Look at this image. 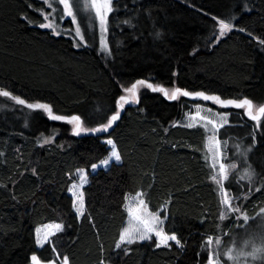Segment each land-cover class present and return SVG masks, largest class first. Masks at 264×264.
<instances>
[{
    "label": "trees",
    "instance_id": "trees-1",
    "mask_svg": "<svg viewBox=\"0 0 264 264\" xmlns=\"http://www.w3.org/2000/svg\"><path fill=\"white\" fill-rule=\"evenodd\" d=\"M113 8L107 33L112 55L106 57L92 41L75 47L71 38L39 28L41 10L48 11L42 0H0V88L28 102L50 103L56 115H80L88 127L106 123L125 94L121 85L138 79L223 99L249 98L254 107L264 103V0H113ZM213 16H234L236 27L210 47L218 33ZM198 105L229 115L220 131L222 141L230 138L224 162L238 168L223 189L213 179L219 177L210 164L207 131L177 124ZM53 135L51 144L40 146L38 140ZM109 138L121 162L91 173V165L108 156L103 140ZM0 153V264H31L33 253L42 264H59L64 255L69 264H207L209 237H221L220 264H230L226 252H234V236L264 213V118L257 127L244 109L187 97L170 101L142 87L140 103L125 105L111 133L77 137L72 125L0 97ZM81 168L88 183L82 189L85 215L78 217L68 189ZM245 171L250 180L239 178ZM138 193L150 211L163 218L166 210L164 229L182 246L172 241L156 248L153 236L126 246L127 256L116 254L126 199ZM48 223L64 230L38 248L35 230Z\"/></svg>",
    "mask_w": 264,
    "mask_h": 264
},
{
    "label": "snow or ice",
    "instance_id": "snow-or-ice-1",
    "mask_svg": "<svg viewBox=\"0 0 264 264\" xmlns=\"http://www.w3.org/2000/svg\"><path fill=\"white\" fill-rule=\"evenodd\" d=\"M42 3L46 4L47 8L50 9V12H44L41 10V15L44 18V23L39 24V28L41 29H50L53 34L56 36L61 35L60 25L55 22V15L57 13V8L53 3L49 2V0H42ZM58 4L62 6V15L60 16L61 22L65 19L70 18V22L75 24V36L79 38V42L74 43L75 47L87 46V41L85 39V34L82 32L80 25L77 23V11L80 10L81 4L80 0H58ZM85 8H89L94 10L95 17L99 21V31H100V50L105 54L106 57H111V49L109 48V44L107 41V33H108V17L109 14L114 11L113 8V0H90V3L84 5ZM75 9V10H74ZM50 16L53 17L50 19ZM23 19H27V17H22ZM213 20L216 21L218 25V33L214 31L212 36L214 37V42H210V47L215 44H219L220 40L227 36L229 33L233 31L236 25L233 23L235 17H230L228 19H219L215 16L212 17ZM31 24L32 21L29 20ZM125 24L129 26L132 25L131 20L124 21ZM239 31L243 32L245 29L239 28ZM160 33L157 32V38L160 37ZM251 35V33H249ZM264 43V41H262ZM124 91V95H120L119 99L116 101L117 110L107 119L106 123H100L96 127H88L85 124V121L81 118L80 115H56L53 112V106L50 103H41L35 102L30 103L27 100L21 98L19 95H14L11 91L4 90L0 88V97L9 98L16 105L24 106L29 110H42L47 114L50 120L54 121H65L68 124L72 125V133L74 136H81V134H97V133H108L109 129L113 127V125L120 120L121 111L124 110L125 105L129 104H139L140 103V89L142 87H146L150 89L154 93H162L164 97H166L170 101H176L180 97H187L192 100H202L205 102H212L215 105L220 106L221 108H235V109H244L248 118L252 121L257 122V127H259L260 121L264 118V106H260L258 109L254 107L253 101L249 98L243 99H223L220 95H209L204 91H188L181 87L174 88H166L158 84H153L148 82L145 79H138L134 83L131 84L130 87H124L121 85ZM210 115L209 116H201L199 114L200 110L198 108L196 116L191 117L190 119L204 122V127L208 129L211 133L209 136L208 142V150L211 153L212 166L215 168L218 165V177H213L216 180V183L221 185L223 189V182L229 181L230 179V171H234L238 168L237 163H225L224 161L227 159L226 151L228 149V142L230 138H225L223 141L220 138L221 129H225L226 126L230 124L228 114L220 113V112H212L211 109L207 110ZM188 128H192L193 123H188L186 125ZM27 127V123L25 124ZM43 135V134H41ZM54 135L51 137H44L42 140H38V143L41 147L44 145H49L53 142ZM105 143L111 146V151L107 158L101 160L99 164H92L91 168L93 173L96 172L98 168H103L107 170L111 163L115 161L117 164L121 162V154L117 151L116 143L113 139L109 138L105 141ZM233 147L237 150V154L243 156L245 154V150L242 149L241 144L235 143ZM2 155V153H0ZM31 172L33 175H37L36 168H32ZM77 174L80 177L79 184L73 183L72 187L69 191L72 192L73 196V207L79 217H83L85 215V207H84V192L82 191L85 184L88 183V177L85 173L84 169H77ZM251 173L245 171L243 175L239 178L241 180L251 179ZM144 193H138L135 198V205H126L128 211V224L123 228L119 235V240L115 244V252L118 255L122 250L124 255L127 256L129 252V248L126 246L134 245L139 242L151 241L153 236L155 239V247L160 248L171 247L169 241H174L176 245H181V240L178 238L176 233H172L169 235L165 229L164 224L168 219L166 210L162 209L161 211H165V215L162 218L160 212H153L149 210L148 204L142 198ZM15 199V196H13ZM64 230L63 224H48L43 226L42 228L36 229V237L35 243L40 248H43L45 244L51 243L50 237L54 236L56 233L62 232ZM211 237H209L207 243H209ZM122 246H125L122 248ZM52 251L56 253V256L59 257L60 253L57 252V246H52ZM101 251L103 252V247H101ZM213 254L210 253L205 259L207 264H212ZM31 264H42L41 259L33 253L30 257ZM48 264H56L55 260L48 261ZM61 264H69V257L67 255L63 256ZM99 264H110V262H106L104 259H101Z\"/></svg>",
    "mask_w": 264,
    "mask_h": 264
},
{
    "label": "rangeland",
    "instance_id": "rangeland-1",
    "mask_svg": "<svg viewBox=\"0 0 264 264\" xmlns=\"http://www.w3.org/2000/svg\"><path fill=\"white\" fill-rule=\"evenodd\" d=\"M49 2L53 3L54 6L57 8V13L55 15V22L60 25L61 35H59V36H65V37L71 38L74 43L79 42V38L75 36L76 25L72 24L70 22V18H67L63 22H61L60 16L62 15V6L58 4V0H49ZM87 3H90V0H80L81 7H80V10L77 11V23L80 25L82 32L85 34L87 46H90V42L92 41V43L94 42V44L96 46H98L97 48L101 52V50H100L99 21L95 17L94 10H91L89 8L84 7V5ZM50 11L51 10L48 9V11H46V13L50 12ZM52 18L53 17L50 16V19H52ZM44 22L45 21L43 20V23ZM46 30H49L51 33H53L52 30H50V29H46ZM82 47H84V46H82ZM102 54H104V53H102ZM256 107L257 106H255V108ZM198 108L200 110L199 114L201 116H209L210 113L207 111L208 109H211L212 112H218L217 110H214V108H212V107L209 108V107H205L203 105H198L197 107H194L195 112L192 111L190 113H187L186 115H184V117L181 120H179L177 122V124L186 126L188 123H193L194 126L198 125V126L204 127L203 121H200L199 119H196V120L190 119L191 117L196 116ZM222 114H224V113H222ZM204 129L207 131V134H208L207 143H206V147L208 150L209 136L211 135V133L205 127H204ZM106 140L107 139H104L103 142L105 143ZM107 146L109 148V153H110L111 146H109V145H107ZM208 152H209V150H208ZM113 162H115V161H113ZM210 164L212 165L211 153H210ZM98 169H103V168H98ZM214 170L218 174V170H219L218 165L214 168ZM90 172L93 173L92 169L90 170ZM74 178H75V180L73 183L79 184L80 177L77 174V172L74 175ZM73 183L70 185L69 189L72 187ZM69 189H68V194L72 197V200H73L72 192L69 191ZM136 197H137V194L133 195V196H128L126 199L125 206L129 205V204L134 206L136 203V200H135ZM222 202H223L224 206H229V202L225 196H223ZM73 209H74V212L76 213L74 207H73ZM125 209L127 212V220L125 222L124 227L127 226L128 219H129L127 208L125 207ZM76 215H77V213H76ZM48 224H55V223H48ZM48 224L41 225L37 228H42L43 226L48 225ZM240 232H242V233H240ZM35 237H36V230H35ZM220 240H221V237L215 238V239L211 238V240L209 242V245H210L209 247L213 250V256H214L212 264H220V259H219L218 254H217V252L219 251L218 243ZM169 242H172V241H169ZM231 243L233 245L234 252H232V249H228V251L226 252V256H227V259L230 262V264H264V213L259 218H257L254 222L245 223L243 225V227L241 228V230L239 231V233H237L234 236ZM37 247L40 248L39 246H37ZM234 253H235V255H234ZM46 264H48V263H46ZM59 264H61V263H59Z\"/></svg>",
    "mask_w": 264,
    "mask_h": 264
},
{
    "label": "water",
    "instance_id": "water-1",
    "mask_svg": "<svg viewBox=\"0 0 264 264\" xmlns=\"http://www.w3.org/2000/svg\"><path fill=\"white\" fill-rule=\"evenodd\" d=\"M164 96V95H163ZM166 98V97H165ZM188 99H190V98H188ZM190 100H192V99H190ZM199 99H197V100H192V101H198ZM202 101V100H201ZM203 102H205V101H203ZM30 103H33V102H30ZM207 103H211L210 101H208ZM128 106H137V104H129ZM218 106V105H217ZM260 106H264V103L262 104V105H260ZM259 106V107H260ZM258 107V108H259ZM257 108V109H258ZM123 112H124V110H122L121 111V116H122V114H123ZM244 115L247 117V115H246V113H245V110H244ZM248 118V117H247ZM248 119H250V118H248ZM251 120V119H250ZM54 121V120H53ZM59 122H65V121H59ZM65 123H67V122H65ZM117 123V122H116ZM116 123L113 125V127L111 128V129H109V132L108 133H97V134H91V133H88V134H81V136H79V137H83V136H94V137H100V136H104V135H106V134H109V133H111L112 131H113V129H114V127L116 126Z\"/></svg>",
    "mask_w": 264,
    "mask_h": 264
}]
</instances>
